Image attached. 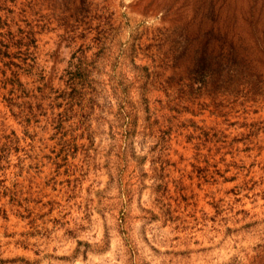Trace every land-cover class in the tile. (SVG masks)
<instances>
[{
    "label": "rangeland",
    "instance_id": "rangeland-1",
    "mask_svg": "<svg viewBox=\"0 0 264 264\" xmlns=\"http://www.w3.org/2000/svg\"><path fill=\"white\" fill-rule=\"evenodd\" d=\"M0 264H264V0H0Z\"/></svg>",
    "mask_w": 264,
    "mask_h": 264
}]
</instances>
